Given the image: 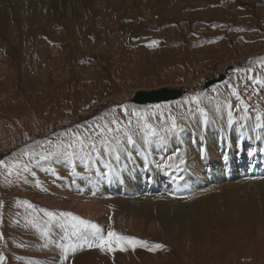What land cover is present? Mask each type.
<instances>
[{
  "label": "rangeland",
  "instance_id": "obj_1",
  "mask_svg": "<svg viewBox=\"0 0 264 264\" xmlns=\"http://www.w3.org/2000/svg\"><path fill=\"white\" fill-rule=\"evenodd\" d=\"M95 1L0 0V264H264V173L248 165L264 166V128L259 145L252 138L257 117L264 121V0ZM165 87L186 93L132 102L138 90ZM198 119L207 129L226 124L251 147L238 142L232 152L224 130L193 132ZM176 151L185 153L183 165L172 159ZM190 157L204 166L200 176ZM138 162L160 173L156 188L133 181L140 192L115 189L131 175L126 164ZM165 163L196 185L170 183L160 172ZM94 176L111 185L86 189L83 180ZM147 194L192 207L207 202L214 221L189 223L198 207L171 216L163 237L139 232L126 224L129 205ZM93 197L109 209L108 223L74 210L73 199ZM89 220L99 235L129 240L113 238L103 250L89 247L100 243L91 235L74 243L87 229L95 233L94 223H81Z\"/></svg>",
  "mask_w": 264,
  "mask_h": 264
},
{
  "label": "bare ground",
  "instance_id": "obj_2",
  "mask_svg": "<svg viewBox=\"0 0 264 264\" xmlns=\"http://www.w3.org/2000/svg\"><path fill=\"white\" fill-rule=\"evenodd\" d=\"M93 1L96 2L95 0H93ZM90 69H93V68H90ZM88 71H90V70H88ZM213 115L214 116H212V118H215L219 121L218 117L220 118V116L217 114L216 110H214ZM223 115L227 116L225 114H223ZM233 122H235V121L233 120ZM220 126L221 127H219V129L215 128L213 125H210L208 127V129L206 127L202 128L203 125L201 124V120L198 119L196 122V129L193 132H198L197 128L200 127L201 130L204 129L203 132H201V135H205L207 133V136H211L210 133H212V132L216 133L217 131L224 130V131H226V140H231L233 143L234 148H233L232 152H237V150H236L237 144L236 143H238V142L241 143V145H243V146L251 147V145H245L244 144V141H243L244 134H242V136L240 134H236L235 137H232L231 128H228V126L224 123H222ZM249 129L250 128L248 125L246 128H242L241 131L245 130L246 133H248L250 131ZM207 130H209L208 131L209 133L207 132ZM236 130L237 131L239 130V128L237 126H236ZM255 132L257 133V136L252 137V138H253V140H255V138H257V141H255V143H257L259 140V143L257 144V145H259L261 137H262V136L260 137V134L263 133V131H261L260 127L256 126ZM215 135L217 136V139L215 138ZM218 137L221 138V135L220 134H214V136H213V138L216 140L217 143H224L225 142L222 138L219 139ZM176 138L179 139V136H176ZM193 139L198 141L196 138H193ZM247 139H248V137L245 138L244 140H247ZM172 141L173 140H171V142ZM210 141L211 140L203 141L202 146L206 149L209 148ZM177 143H178V141L175 144L171 143V148H177L178 147ZM261 143H262L261 148L264 150V140H261ZM254 146H255V144H254ZM225 148H226V144H225ZM261 148H260V150H261ZM226 151H229V149L226 148ZM187 152H188V150H187ZM238 153H243L240 148L238 150ZM255 153H256V149H254L253 151L251 150V156H250L251 159L255 158V156H256ZM184 154L185 153H183V152L178 153V151H176V153H173L171 155V157H172V159H176L177 162H181V165H183L184 164L183 161L186 158V155H184ZM171 157L169 156L168 159H171ZM105 158H106V156H105ZM147 159H148L147 157H144L143 161H145ZM191 159L193 160L192 162L190 161ZM125 161H128V159H126ZM137 161L138 160H135V162H137ZM166 161H167V159H166ZM250 161H252V160H248L250 173H254L255 175L259 174L260 169H262L261 173H264V166L260 167L259 165H257V163L251 164ZM130 162L132 163L133 160H131ZM243 163H245V162H243ZM189 164L193 168V170L196 171V174H198L200 176V173L204 170V166L198 165V163H197V161H195L194 157H190ZM126 166L128 169L125 170V168H124L125 172L126 171L130 172L131 175L130 176L127 175V172H126L127 178L125 180V184H120L118 182H114V184H113V185H115V189H122L124 193H126L127 190L129 192V194L135 193L136 190H138L140 192L139 187H142L145 189L148 188L149 191L148 190L147 191L150 192V190L156 188L158 181L161 180V178L159 177L160 173L154 172L153 171L154 167L152 165L145 164V162H143L142 164L138 162L137 166H135V167L132 164H126ZM147 166H151V168H148ZM166 166H169V167H166ZM175 167H177V166H172L170 164L165 163L163 165V167H160V172L165 173V176L167 177V179L169 180L170 183H172V184L176 183L175 185L182 188V189H185V185L183 183L184 179H187L194 186L196 185L195 184L196 181H194L192 179V176H189V174L188 175L186 174V175H184V177H182V171H180V168H177V170H176ZM105 169L107 170L106 175H105V179L107 180L111 176V171H110V169H108L107 164L105 165ZM184 170H185V168H184ZM139 172L141 173L140 175L138 174ZM148 174H149V176L152 177V180H153L151 182L152 185H148V179H147ZM161 177H162V175H161ZM99 178L100 177H98V176L97 177L94 176V178H92L90 181H88V179L85 181L83 180V184H86V189L88 188V184H92V185L94 184L93 185L94 187H102V189L105 188V191H106L107 190L106 186L108 185V187H109L111 185V183H108L107 181L106 182L105 181L99 182L98 181ZM133 181H136L137 184L139 185V187H135L134 184L132 183ZM197 181H200V180H197ZM202 183L203 182H201V184ZM105 184H106V186L104 187ZM86 189H85V191H86ZM89 191L90 190H88V192ZM173 191H174V189H173ZM96 193H99V192L96 191ZM183 193H186V191L181 192L179 194H183ZM87 195H90V193H88ZM172 195H176V194H174V192H173ZM151 197H153V196H151ZM151 197L148 196V194L143 195L139 199H138V197H134V198L131 197L133 200L131 199V203L129 205V210L131 212L130 217L128 218L127 223L124 222L128 225V227H131L135 230H138L139 232H143V233L147 232L151 236L158 235L159 237H163L165 231H168V227L170 225L169 220H170L171 216H173L176 213L183 211V210L189 211V213H194L193 210L197 209L198 207H199L198 212L196 211V213L191 216V218H194V219H192L189 223H193L192 225L195 226V224L198 223L200 218L206 219V221L209 224L213 223V221H214L212 219V217H210V214H211L210 208H213V207L208 206L206 204L207 202H202V203L192 207L196 203L195 204H187V203H183V202H175V203L164 202V201L157 202L156 200H160V199H157L159 197H157V198H151ZM72 201L74 202V205H75L74 210H76L78 213H81L83 215L87 214V215H90L91 217L94 216V218H97V219L99 218L102 221V223H108L107 218H105V217L108 216L109 209L104 204H102L100 201L94 199V197H93V199H90V200H82L81 199V201H78L77 199H73ZM215 202H218V201L217 200L212 201L214 206L216 205ZM252 202L255 204L254 201H252ZM228 205H229V207H233L230 203ZM255 206H259V205L257 204ZM171 213H174V214H171ZM92 222L94 223V221H92ZM121 224H123V223H121ZM97 226H100V225H97ZM116 228H118V227H116ZM90 235L92 236V234H90ZM88 240H89V238H88ZM85 242H88V241H85Z\"/></svg>",
  "mask_w": 264,
  "mask_h": 264
},
{
  "label": "water",
  "instance_id": "obj_3",
  "mask_svg": "<svg viewBox=\"0 0 264 264\" xmlns=\"http://www.w3.org/2000/svg\"><path fill=\"white\" fill-rule=\"evenodd\" d=\"M226 73L221 74L218 78L208 80L206 82V87H209L213 84L223 82L226 79ZM186 91L181 88H161L154 90H138L135 92V95L132 101L139 105L150 104V103H160L168 102L172 100L179 99L182 97Z\"/></svg>",
  "mask_w": 264,
  "mask_h": 264
},
{
  "label": "snow or ice",
  "instance_id": "obj_4",
  "mask_svg": "<svg viewBox=\"0 0 264 264\" xmlns=\"http://www.w3.org/2000/svg\"><path fill=\"white\" fill-rule=\"evenodd\" d=\"M235 94V93H234ZM200 111L203 113L204 110L203 109H200ZM206 115V113H205ZM257 120L260 121V123H258L256 126L257 127H260V128H264V121L261 120V118L258 116L257 117ZM175 126V124L173 123V127ZM146 127L150 128V126H147ZM152 132H154L155 130L154 129H150ZM128 141L131 143L133 142L132 141V137L131 136H128L127 137ZM66 215H69L71 216V213H68ZM73 219H78L77 217H73ZM81 223H86L84 221H81ZM90 227L92 229L95 230V233H94V238L95 239H99L100 243L99 244H92V243H89V247H92V246H97V247H101V249L103 250L104 246L106 244H110L111 241L113 240V238L117 241V242H120V241H128L129 238L127 237H122V236H118L115 232H108V235H107V240L102 236V235H99L101 233V229L95 225V224H92L90 225ZM129 242H132V243H135L134 241H129ZM159 247V246H157ZM67 251V250H66ZM72 251L74 252L75 251V248H72ZM0 259H2V257H0Z\"/></svg>",
  "mask_w": 264,
  "mask_h": 264
},
{
  "label": "flooded vegetation",
  "instance_id": "obj_5",
  "mask_svg": "<svg viewBox=\"0 0 264 264\" xmlns=\"http://www.w3.org/2000/svg\"><path fill=\"white\" fill-rule=\"evenodd\" d=\"M77 213V212H76Z\"/></svg>",
  "mask_w": 264,
  "mask_h": 264
}]
</instances>
